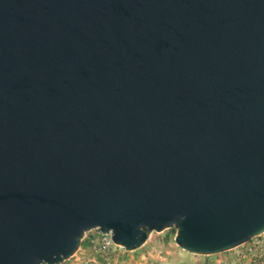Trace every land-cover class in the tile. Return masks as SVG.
Wrapping results in <instances>:
<instances>
[{
	"label": "water",
	"instance_id": "obj_1",
	"mask_svg": "<svg viewBox=\"0 0 264 264\" xmlns=\"http://www.w3.org/2000/svg\"><path fill=\"white\" fill-rule=\"evenodd\" d=\"M169 229L264 234V0H0V264Z\"/></svg>",
	"mask_w": 264,
	"mask_h": 264
},
{
	"label": "rangeland",
	"instance_id": "obj_2",
	"mask_svg": "<svg viewBox=\"0 0 264 264\" xmlns=\"http://www.w3.org/2000/svg\"><path fill=\"white\" fill-rule=\"evenodd\" d=\"M96 231L86 233L76 255L61 264H229L236 251L233 249L228 253L211 256L188 254L175 245V231L169 229L152 233L145 244L136 251L126 252L116 246L107 254H101L97 252L96 244L90 241L96 236Z\"/></svg>",
	"mask_w": 264,
	"mask_h": 264
},
{
	"label": "built area",
	"instance_id": "obj_3",
	"mask_svg": "<svg viewBox=\"0 0 264 264\" xmlns=\"http://www.w3.org/2000/svg\"><path fill=\"white\" fill-rule=\"evenodd\" d=\"M96 233L90 241L96 244L97 252L107 254L112 247H116L109 234H102L99 231ZM235 250L233 260L229 264H264V237L262 235L252 238Z\"/></svg>",
	"mask_w": 264,
	"mask_h": 264
},
{
	"label": "crops",
	"instance_id": "obj_4",
	"mask_svg": "<svg viewBox=\"0 0 264 264\" xmlns=\"http://www.w3.org/2000/svg\"><path fill=\"white\" fill-rule=\"evenodd\" d=\"M90 233H91V232H90ZM90 233H89V234H90ZM228 252H229V251H227V252H224V253H228ZM224 253H221V254H224Z\"/></svg>",
	"mask_w": 264,
	"mask_h": 264
},
{
	"label": "trees",
	"instance_id": "obj_5",
	"mask_svg": "<svg viewBox=\"0 0 264 264\" xmlns=\"http://www.w3.org/2000/svg\"><path fill=\"white\" fill-rule=\"evenodd\" d=\"M170 230L174 231L173 229H170Z\"/></svg>",
	"mask_w": 264,
	"mask_h": 264
}]
</instances>
